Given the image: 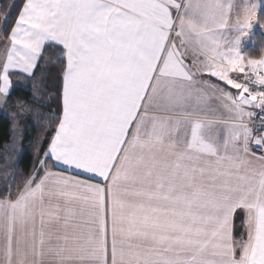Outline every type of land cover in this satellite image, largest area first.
<instances>
[{
	"label": "snow or ice",
	"instance_id": "6c2138e0",
	"mask_svg": "<svg viewBox=\"0 0 264 264\" xmlns=\"http://www.w3.org/2000/svg\"><path fill=\"white\" fill-rule=\"evenodd\" d=\"M254 29L264 0H12L0 112L22 90L13 130L44 118L29 100L47 103L53 58L61 110L32 173L0 188V264H264Z\"/></svg>",
	"mask_w": 264,
	"mask_h": 264
},
{
	"label": "trees",
	"instance_id": "16d2710c",
	"mask_svg": "<svg viewBox=\"0 0 264 264\" xmlns=\"http://www.w3.org/2000/svg\"><path fill=\"white\" fill-rule=\"evenodd\" d=\"M12 0H1V9L6 11ZM15 19V16H13ZM254 40L256 46L247 45L245 51L248 55L258 57L264 50V35L259 29H255ZM61 65L53 58L52 63L42 64L41 69L37 73V83L41 79L40 84L42 91L38 93L47 103L40 105L35 101L29 100V103L39 108L44 116L43 119H35L26 125L21 122L15 126L7 113L19 111L14 106L15 98L23 96L25 99L31 95L28 92L17 90L13 93V100L8 106L7 113L0 112V188L7 185H20L23 179L30 175L36 167V160L39 158L35 151L39 148L42 154L48 138L54 133L55 121L51 118L54 112L61 110V81H60ZM51 105L49 107L48 105ZM35 117L36 114H33ZM42 141L37 145V141ZM15 141V143H13ZM49 166L56 168L49 160Z\"/></svg>",
	"mask_w": 264,
	"mask_h": 264
},
{
	"label": "crops",
	"instance_id": "0c3cea01",
	"mask_svg": "<svg viewBox=\"0 0 264 264\" xmlns=\"http://www.w3.org/2000/svg\"><path fill=\"white\" fill-rule=\"evenodd\" d=\"M254 31H255V29H254ZM247 46V45H246ZM3 55V48H1L0 49V56H2ZM213 83H218L217 81H215V80H213L212 81ZM222 86V85H221ZM53 170H55V171H63L64 169L63 168H61V167H56V168H53ZM68 174H72V175H75L76 173H74V172H72V173H68ZM80 178H82V179H87V178H89L87 175H81V177ZM93 182H100L99 180H93Z\"/></svg>",
	"mask_w": 264,
	"mask_h": 264
},
{
	"label": "rangeland",
	"instance_id": "374dc122",
	"mask_svg": "<svg viewBox=\"0 0 264 264\" xmlns=\"http://www.w3.org/2000/svg\"><path fill=\"white\" fill-rule=\"evenodd\" d=\"M234 2L236 3V4H242L243 2H244V0H234ZM11 3H9V5H10ZM1 5H2V3H1V0H0V12H2L3 10L1 9ZM1 48H3L2 47V44H0V49Z\"/></svg>",
	"mask_w": 264,
	"mask_h": 264
}]
</instances>
